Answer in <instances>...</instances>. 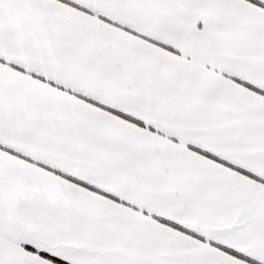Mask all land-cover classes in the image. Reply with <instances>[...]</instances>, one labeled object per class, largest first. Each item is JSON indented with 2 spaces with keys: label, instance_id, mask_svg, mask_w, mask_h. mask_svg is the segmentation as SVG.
<instances>
[{
  "label": "snow or ice",
  "instance_id": "1",
  "mask_svg": "<svg viewBox=\"0 0 264 264\" xmlns=\"http://www.w3.org/2000/svg\"><path fill=\"white\" fill-rule=\"evenodd\" d=\"M0 264H264V0H0Z\"/></svg>",
  "mask_w": 264,
  "mask_h": 264
}]
</instances>
